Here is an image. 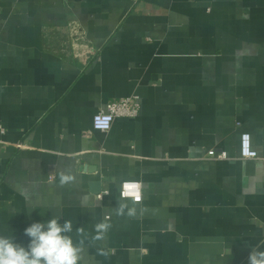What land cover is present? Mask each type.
Listing matches in <instances>:
<instances>
[{
    "label": "crops",
    "instance_id": "crops-1",
    "mask_svg": "<svg viewBox=\"0 0 264 264\" xmlns=\"http://www.w3.org/2000/svg\"><path fill=\"white\" fill-rule=\"evenodd\" d=\"M130 97L137 118L92 130ZM242 134L257 158L240 157ZM125 181L140 203L120 198ZM53 216L89 234L81 264H249L264 240V0H0V235L26 247Z\"/></svg>",
    "mask_w": 264,
    "mask_h": 264
},
{
    "label": "clouds",
    "instance_id": "clouds-1",
    "mask_svg": "<svg viewBox=\"0 0 264 264\" xmlns=\"http://www.w3.org/2000/svg\"><path fill=\"white\" fill-rule=\"evenodd\" d=\"M74 180L75 177L69 173L61 172L59 175L60 186L70 184ZM114 213L117 216L134 217L137 208L118 201ZM110 228L111 224L107 220L95 224V235L91 236V241L104 240ZM71 233H73L71 220L61 222L60 216H53L46 222H34L24 230V234L29 238L26 247L16 243L14 237L0 235V264H81L83 245L89 234L83 227H77L75 233L81 239L74 241ZM262 248L264 240L251 248L249 264H264ZM100 255L106 256L108 253L101 251Z\"/></svg>",
    "mask_w": 264,
    "mask_h": 264
},
{
    "label": "built area",
    "instance_id": "built-area-1",
    "mask_svg": "<svg viewBox=\"0 0 264 264\" xmlns=\"http://www.w3.org/2000/svg\"><path fill=\"white\" fill-rule=\"evenodd\" d=\"M77 40V39H76ZM140 111V105L136 97L121 99L118 102L108 103L99 109L92 118V130L102 133L110 131L114 121L118 118L135 119ZM240 157L242 159H255L257 153L251 147V139L248 134L240 137ZM211 161H225L228 159L224 151H208L205 157ZM119 196L121 199L131 200L133 203L141 202V185L136 181H125L120 185ZM137 197L139 199L137 200ZM98 195L97 199L101 200Z\"/></svg>",
    "mask_w": 264,
    "mask_h": 264
}]
</instances>
